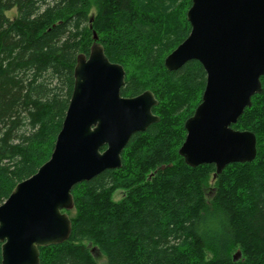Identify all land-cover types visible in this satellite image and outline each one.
I'll return each mask as SVG.
<instances>
[{"label": "trees", "instance_id": "1", "mask_svg": "<svg viewBox=\"0 0 264 264\" xmlns=\"http://www.w3.org/2000/svg\"><path fill=\"white\" fill-rule=\"evenodd\" d=\"M191 4L0 0V204L50 159L77 57L89 54L95 34L125 69L122 95L150 90L158 100L159 121L132 135L122 166L73 187L71 236L41 247V264H98L96 253L105 264H264V76L262 92L233 125L255 133L253 161L217 173L214 164L190 166L179 152L207 79L198 60L165 65L191 31ZM118 190L123 196L114 200Z\"/></svg>", "mask_w": 264, "mask_h": 264}, {"label": "water", "instance_id": "2", "mask_svg": "<svg viewBox=\"0 0 264 264\" xmlns=\"http://www.w3.org/2000/svg\"><path fill=\"white\" fill-rule=\"evenodd\" d=\"M187 19L191 31L165 65L176 70L198 60L207 79L202 101L185 122L179 152L190 166L214 164L220 173L257 155L255 133L233 125L262 92L264 0H192ZM94 39L89 54L77 57L73 92L50 159L0 204L2 264H41V247L68 240L73 187L120 168L132 135L159 121L154 93L123 96L124 67L108 58L96 34Z\"/></svg>", "mask_w": 264, "mask_h": 264}, {"label": "rangeland", "instance_id": "3", "mask_svg": "<svg viewBox=\"0 0 264 264\" xmlns=\"http://www.w3.org/2000/svg\"><path fill=\"white\" fill-rule=\"evenodd\" d=\"M94 13H95V9L92 8L90 14L93 16ZM8 15H9L10 17H15V15H16V10H15V9H14V10H11V11L8 13ZM213 184H214V181L211 180V181H210V186H212ZM122 196H123V191H122V190H118V191H116V192L114 193V195H113V199H114V200H119V199L122 198ZM236 254H237V253H236ZM235 256H237V255H235ZM238 257H239V256H238ZM96 258H97L96 260H97L98 264H105V262H106V258H105L104 255L99 254V253H96Z\"/></svg>", "mask_w": 264, "mask_h": 264}]
</instances>
